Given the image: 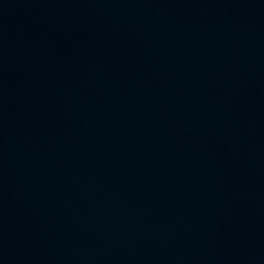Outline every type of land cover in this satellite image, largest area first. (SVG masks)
<instances>
[{"label":"water","instance_id":"obj_1","mask_svg":"<svg viewBox=\"0 0 264 264\" xmlns=\"http://www.w3.org/2000/svg\"><path fill=\"white\" fill-rule=\"evenodd\" d=\"M0 264H264V0H0Z\"/></svg>","mask_w":264,"mask_h":264}]
</instances>
